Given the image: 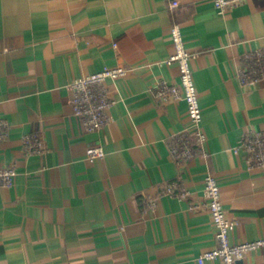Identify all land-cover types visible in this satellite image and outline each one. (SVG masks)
<instances>
[{
  "label": "crops",
  "instance_id": "crops-1",
  "mask_svg": "<svg viewBox=\"0 0 264 264\" xmlns=\"http://www.w3.org/2000/svg\"><path fill=\"white\" fill-rule=\"evenodd\" d=\"M177 2L175 7L171 6ZM181 26L201 107V151L179 165L170 136L189 125L183 99L160 102V79L180 86L170 28ZM264 51V0H239L223 13L212 0H0V264H198L215 244L202 203L203 180L220 184L236 220L234 243L264 237V168L233 151L245 132H264V80L242 83L246 54ZM123 66L108 79L117 99L111 122L86 132L72 111L74 79ZM36 133L40 154L23 150ZM103 158L89 161L88 146ZM182 178L189 199L156 196ZM203 264H221L219 259ZM240 264H264V249Z\"/></svg>",
  "mask_w": 264,
  "mask_h": 264
},
{
  "label": "built area",
  "instance_id": "built-area-1",
  "mask_svg": "<svg viewBox=\"0 0 264 264\" xmlns=\"http://www.w3.org/2000/svg\"><path fill=\"white\" fill-rule=\"evenodd\" d=\"M239 0H212L213 6L219 13H223ZM176 1L171 3L172 7ZM171 41L174 52L163 62L176 64L180 86L171 84L165 79H160L155 85V95L160 102L170 99H183L187 104L189 125L170 136V154L179 164L184 165L196 152L201 151L205 141V134L201 130L202 113L198 99L193 70L190 66L192 53L187 49L184 36L179 24H173L170 28ZM128 69L123 66H104L100 70L80 76L69 83L71 93L72 111L79 118L86 132L102 129L111 122L108 113L109 108L116 103L107 86L108 79L124 76ZM239 77L242 83H253L264 80V51L256 49L246 54L244 66L240 69ZM6 135L4 123L0 121V139ZM23 150L26 154H40L43 145L36 133H28L23 136ZM244 150L246 163L249 167L264 168V132L248 130L238 144L233 146V151L238 153ZM86 155L89 161L103 158L105 151L101 145L88 146ZM17 170L15 166L8 165L0 168V185L11 186L14 183ZM192 194L184 185L182 178L177 177L167 181L161 187L156 196L148 197L143 201L144 207L153 208L159 196H173L178 199H189ZM202 194L204 201L189 202V208L196 210L205 208L208 210L215 227V244L204 250L197 258L198 264L206 260L219 259L221 264H240L244 257L253 251L264 249V237L255 240L234 243L230 240V234L236 226V220L227 216L221 198L220 184L212 174H207L203 180Z\"/></svg>",
  "mask_w": 264,
  "mask_h": 264
}]
</instances>
